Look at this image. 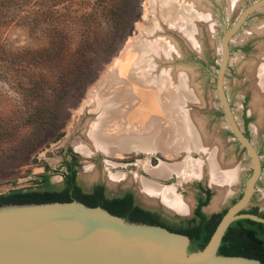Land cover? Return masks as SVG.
Segmentation results:
<instances>
[{"label":"rangeland","instance_id":"1","mask_svg":"<svg viewBox=\"0 0 264 264\" xmlns=\"http://www.w3.org/2000/svg\"><path fill=\"white\" fill-rule=\"evenodd\" d=\"M194 1L203 10L210 11L214 29L208 31L206 25L199 24L200 45L191 48L163 26L157 37L176 43L179 52L175 60L164 61L158 68L177 74L182 70L193 79L200 103L188 105L187 109L194 110L206 132L221 143L223 161L236 167L237 178L230 185L231 190L223 196L218 208L206 211L217 214L241 195L244 182L251 173L250 160L230 134L215 91L214 75L220 60L219 41L224 29L222 14L228 28L239 12L255 0H238L229 14L226 0ZM148 2L0 0V194L13 189H37L36 182L43 174L50 177L53 189H60L64 163L74 157L79 163L77 182L82 190L101 183L110 195L130 190L141 206L163 209L169 214L190 215L193 206L191 183L200 180L209 184L207 178H184L174 173L175 180H167L169 177L151 175L150 169L159 163L172 165L186 159L197 161L201 159L200 154L179 151L175 156L167 157L159 150L151 153L129 150L115 156L96 150L84 155L76 149L79 143H86L84 132L88 125L100 120V114L89 111L88 107L80 112L90 94L99 89V84L107 77L115 78L116 65H126L124 52L133 54L135 51L138 55L140 42L146 35L152 38L146 33L152 24ZM263 24L264 8L251 15L231 40L225 75V93L235 120L239 128L246 131L262 162L264 117L254 129L260 118L249 112L251 93L246 66L258 60L257 47H264V33H252ZM120 59L122 62L117 61ZM31 73L37 78L31 79ZM111 176L119 180L111 182ZM146 180L155 184L164 180L161 185L165 187L161 190L171 191L188 201L187 212L168 210L160 197L153 202L143 200L138 185ZM216 195L215 191L204 209L209 208ZM251 205L264 209V169Z\"/></svg>","mask_w":264,"mask_h":264},{"label":"bare ground","instance_id":"2","mask_svg":"<svg viewBox=\"0 0 264 264\" xmlns=\"http://www.w3.org/2000/svg\"><path fill=\"white\" fill-rule=\"evenodd\" d=\"M235 1L230 0L232 4ZM149 3L152 24L146 33L154 38L150 39L149 35L143 40L140 38L138 55L135 51L134 55L124 52L123 62L126 65H119L120 68L116 65L115 78L107 77L101 81L99 89L95 88L88 95L80 112L88 107L89 111L100 114V120L88 125L84 132L86 143H79L76 149L84 155L103 150L115 156L129 150L146 153L159 150L167 157H173L179 151L196 152L201 155L200 160L186 159L183 163L172 165L159 163L156 168L150 169V173L156 177H167L172 173L184 178L206 177L217 194L208 209H216L237 178L236 167L223 161L221 143L206 132L196 112L187 109L188 105L200 103L193 79L182 70L178 74L173 70H159L162 62L175 60L179 51L176 43L171 44L166 38L157 37L164 26L181 37L187 46L197 48L201 33L198 25H206L208 31L214 29L211 13L203 10L194 0H149ZM252 33H264V24L257 26ZM257 48L258 60L246 66L251 93L249 112L256 113L260 118L254 129L264 117V47ZM117 61L122 62V59ZM118 180L112 177L111 182ZM138 191L141 198L148 202L160 197L168 210L185 213L189 208L188 201L171 191L161 190L157 185L140 181Z\"/></svg>","mask_w":264,"mask_h":264},{"label":"water","instance_id":"3","mask_svg":"<svg viewBox=\"0 0 264 264\" xmlns=\"http://www.w3.org/2000/svg\"><path fill=\"white\" fill-rule=\"evenodd\" d=\"M237 2L226 0L228 14ZM263 8L264 0L251 2L228 28L222 14L215 91L230 134L250 160L251 173L240 198L227 208L203 249L189 252L186 235L129 222L99 206L78 201L14 204L0 206V264H261L255 259L219 255L218 249L233 222L247 219L264 224V218L244 212L261 178L259 152L239 128L225 93L230 42L247 19Z\"/></svg>","mask_w":264,"mask_h":264},{"label":"trees","instance_id":"4","mask_svg":"<svg viewBox=\"0 0 264 264\" xmlns=\"http://www.w3.org/2000/svg\"><path fill=\"white\" fill-rule=\"evenodd\" d=\"M34 76L36 75L31 73L29 77L36 79L37 77ZM70 161L64 163L67 174H65L62 188L53 189L50 185V177L43 174L38 177L36 183L39 187L37 189H13L7 193L0 194V206L78 201L89 207L99 206L110 214L122 217L129 222L163 227L148 212L133 204L128 193H124L119 197L109 198L103 195L102 190H104V187L102 186L95 187L88 193L82 191L80 187L73 184L79 163L74 157ZM204 205H206V201L201 203V206ZM224 212L207 218L199 210H196L195 218L193 219L196 220L195 225L178 230L175 229V231L171 228H163L170 232L186 235L190 239L189 252L199 251L208 242ZM245 212L264 218V212H259L256 208ZM218 254L255 259L264 264V224L247 219L233 222L222 238Z\"/></svg>","mask_w":264,"mask_h":264},{"label":"flooded vegetation","instance_id":"5","mask_svg":"<svg viewBox=\"0 0 264 264\" xmlns=\"http://www.w3.org/2000/svg\"><path fill=\"white\" fill-rule=\"evenodd\" d=\"M242 132H243V134L245 136H247L245 130H242ZM70 160L67 161V162H71ZM261 166H262V170H263L264 169V162H262V161H261ZM62 174L63 175H62V179H61V187L60 188L63 187L64 180H65V174H67V172L64 170V173H62ZM167 177H169L167 180H169V179L170 180H175V174L174 173L172 175H170V176H167ZM159 178H161V177H159ZM146 182H149V181L146 180ZM163 182H164V180L163 181H159V184H157V183L155 184L153 182H149V183H153V184H155V185H157L158 187L161 188V187H165V186L161 185V183L163 184ZM73 184L75 186L79 187L78 182H77V173L75 175ZM258 184H259V182L257 183V185ZM100 186L104 187V190H102L103 195L106 196V197H109V198L119 197V196H121L124 193H128L130 195V199H131L133 204L139 206L141 209H143L144 211L148 212L153 219H155L156 221L159 222V225H162L165 228H171L173 231H175V229L178 230V229H182V228H187L188 226L195 225L196 224V220H193V219L195 218L196 210H199L207 218H210L212 215L216 214V213L207 214L204 211L205 206L210 203V200H211L213 194L215 193V190L208 183L202 182L200 180H197V181H194V182L191 183V187L190 188L192 189L193 206H192V209L190 211V215L189 216L180 215L178 213L169 214V213H167L168 211L165 212V211H163V209H157V208H153V207L141 206L137 202V199H136L134 193L132 191H130V190H124V191L120 192L117 195H110V194H108L105 186L103 184H101V183H94V184H92V186L88 190H82V191L88 193V192H91L93 190V188L100 187ZM240 196L241 195H239L237 199L232 200L230 206L236 200H238L240 198ZM252 200H253V198L251 199V202H252ZM205 201H206V205L201 206V203H203ZM252 208H256L259 212H264V209L260 210L256 206H252L251 203L249 204V206L247 207V209L245 211H247L249 209H252ZM226 210H227V208L224 209L223 211L226 212ZM223 211H220V213H222ZM220 213H217V214H220Z\"/></svg>","mask_w":264,"mask_h":264}]
</instances>
